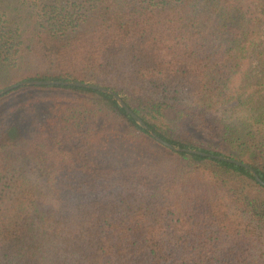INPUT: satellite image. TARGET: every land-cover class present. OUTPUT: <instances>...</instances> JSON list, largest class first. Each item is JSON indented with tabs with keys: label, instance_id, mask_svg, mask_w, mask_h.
Returning a JSON list of instances; mask_svg holds the SVG:
<instances>
[{
	"label": "trees",
	"instance_id": "16d2710c",
	"mask_svg": "<svg viewBox=\"0 0 264 264\" xmlns=\"http://www.w3.org/2000/svg\"><path fill=\"white\" fill-rule=\"evenodd\" d=\"M18 81L145 127L3 94L0 264H264V0H0Z\"/></svg>",
	"mask_w": 264,
	"mask_h": 264
},
{
	"label": "water",
	"instance_id": "95a60500",
	"mask_svg": "<svg viewBox=\"0 0 264 264\" xmlns=\"http://www.w3.org/2000/svg\"><path fill=\"white\" fill-rule=\"evenodd\" d=\"M61 84L65 85V86L89 87V88L98 89L100 91L110 93L118 101V103L121 105V107H123L126 110V112L128 114H130L133 118H135L140 125L145 127L144 122L141 119H139L136 116L135 113H133V111L126 105V103L122 100V98L120 96H118L117 94H115L112 91H109L108 89H106L104 87L97 86V85H94V84L89 85L88 83L79 82V81H72V82L22 81V82H19V83H16V84H13L11 86H8V87L4 88L2 91H0V97L3 94H5V93L14 91V90H16V89H18L20 87H24V86H51V85H61ZM155 139L160 145L168 148L169 150L177 151V152H186V153L199 154V152H196V151H193V150H190V149H181V148L175 147L172 144L168 143L167 141L163 140L162 138H160L158 136H155ZM203 155H207V154L203 153ZM212 157L216 158V159H219V160H222V161H226V162H230V163L236 164L238 166H241V167H244V168L250 170L252 172V174L256 177L257 181L261 185L264 186V182L257 176L256 172L254 171V169L250 165H248L246 163H243V162H240V161H238L236 159H232V158H228V157H224V156H212Z\"/></svg>",
	"mask_w": 264,
	"mask_h": 264
},
{
	"label": "rangeland",
	"instance_id": "374dc122",
	"mask_svg": "<svg viewBox=\"0 0 264 264\" xmlns=\"http://www.w3.org/2000/svg\"><path fill=\"white\" fill-rule=\"evenodd\" d=\"M19 82H22V81H18V82H14V83L13 82H10L7 85H5L0 91H2L4 88H6L8 86H11V85L16 84V83H19Z\"/></svg>",
	"mask_w": 264,
	"mask_h": 264
}]
</instances>
